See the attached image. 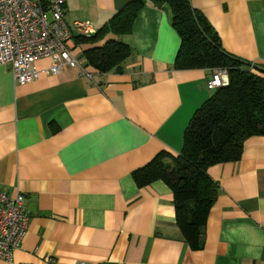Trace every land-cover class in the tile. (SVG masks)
<instances>
[{
    "label": "crops",
    "instance_id": "1",
    "mask_svg": "<svg viewBox=\"0 0 264 264\" xmlns=\"http://www.w3.org/2000/svg\"><path fill=\"white\" fill-rule=\"evenodd\" d=\"M131 1L65 0L64 17L100 30ZM146 1L119 37L132 50L121 72L51 75L39 59V79L15 85L0 64V191L24 195L29 216L20 248L0 264H264V135L247 138L237 161L207 169L216 197L196 248L171 188L134 180L160 153L180 154L189 120L213 93L211 71L174 69L171 10ZM190 4L226 53L264 69V0Z\"/></svg>",
    "mask_w": 264,
    "mask_h": 264
},
{
    "label": "trees",
    "instance_id": "2",
    "mask_svg": "<svg viewBox=\"0 0 264 264\" xmlns=\"http://www.w3.org/2000/svg\"><path fill=\"white\" fill-rule=\"evenodd\" d=\"M152 1L167 4L172 13V27L180 38L174 69H203L211 74L224 69L228 75V84L215 89L193 113L183 133L180 154L166 160L163 157L168 155L160 153L134 172L138 187L161 180L171 188L181 233L196 248L200 221L216 197V185L208 178L207 169L237 161L247 138L264 135V69L226 53L216 31L192 8L190 0ZM146 4V0L131 1L89 39L76 38L92 45L81 55L90 71H122L132 50L119 37L131 33Z\"/></svg>",
    "mask_w": 264,
    "mask_h": 264
},
{
    "label": "built area",
    "instance_id": "3",
    "mask_svg": "<svg viewBox=\"0 0 264 264\" xmlns=\"http://www.w3.org/2000/svg\"><path fill=\"white\" fill-rule=\"evenodd\" d=\"M64 4L65 0H0V64L10 67L15 85L39 79L41 71L35 67L39 59L49 60L51 75L77 69L82 77H93L74 42L78 37L89 39L97 29L88 21H66ZM227 84V72L218 69L210 75L207 87L214 91ZM28 224L24 195L10 197L0 191V259L12 260Z\"/></svg>",
    "mask_w": 264,
    "mask_h": 264
}]
</instances>
